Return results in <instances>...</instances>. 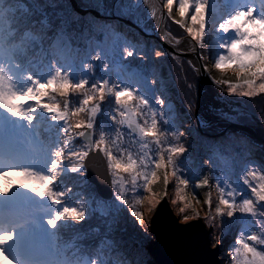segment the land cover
I'll list each match as a JSON object with an SVG mask.
<instances>
[{
	"label": "rangeland",
	"instance_id": "374dc122",
	"mask_svg": "<svg viewBox=\"0 0 264 264\" xmlns=\"http://www.w3.org/2000/svg\"><path fill=\"white\" fill-rule=\"evenodd\" d=\"M104 1L105 0H97L99 9L111 16L113 7L107 9V3ZM52 2L53 5H57L56 7L66 6L64 5V0H51V3ZM66 2L69 3L68 0H66ZM115 2L117 1L113 0V3ZM27 3L28 5L30 4L31 8H33L36 13L33 0H3V2L0 3V10L4 13L2 23H0V35L3 36L4 47L9 48L12 44H20L21 39L25 34H30L31 37H34V39L27 40V46L31 48L29 54L25 53V56H21L25 51L23 49L25 46L22 47V51L17 49L13 53L15 62L20 66L19 69H14L18 75L26 76L27 74H32L33 76L39 77L41 80H45L50 75L54 74L56 67H62L65 70H67L68 67H71L72 79L74 82L81 78H87L89 86L98 81L107 80L109 86L127 84L132 87H138L140 89V94L144 95L150 102L151 110L144 109L143 115H138L136 117L137 121L143 124L144 121L147 120L150 124L152 111L156 112L157 120L158 117L161 118V114L163 117V115L168 113V116L177 122L178 129L171 130V132L164 130L162 125H160V120H158L160 130L165 131L163 132L165 135L161 137L160 146H158L152 138L141 139L138 132H132L127 125H118L110 119L113 115L117 116V120H119L120 117L114 111L116 107L114 104V97L107 95L105 101H108L109 105H100V112L96 116L94 122L95 128L91 130V140L93 142L97 141L101 132H104L106 134V145L114 155L119 156L120 150H126L124 158H126L127 152H131L134 158L138 160L143 158L148 167H141L140 171L150 172L154 170L157 173L158 179L156 182L149 185L150 191L144 190L143 180L140 177H137V184L134 186L131 182L132 177L127 173H121L120 177L113 175L111 169L108 167L107 157L104 155V152L101 151L107 161L112 186L111 199L104 200L96 194L93 188L94 186L87 181L84 168L77 173L69 171L71 166L77 163V160L75 158L65 159L63 162L65 170L61 175L63 177L58 178L55 186L56 190L67 192V195L62 198L64 204L76 206L78 208L82 205L86 211V218L83 222L79 223L73 221L61 222L62 224L66 223L68 226L63 227L62 224L58 225L56 234H54L48 229L45 219L50 218L56 209L47 201V199L40 200L31 194L26 205L34 211L36 210L39 212L41 209V213L44 215V220L33 219L31 220V225L28 224L27 227L30 226L28 231L33 234L31 241V243H33L32 248L27 247L25 251H22L23 254H20L16 249V253L13 255L14 258L12 257L13 263L92 264V260L95 258L98 261V264H126L122 255L114 252L113 249L115 247L112 237L108 238L107 235L100 231V227H103L105 232L109 233L115 225V218H117L118 215H121L119 224L121 223L125 227L119 228L117 232V242L132 241V244L135 245V252H138L143 256H138V261H140L141 264H154L147 251V245L153 239L150 233V219L157 204L163 197L167 198L174 214L178 217L179 222L186 223L198 218L203 220L206 228L210 230L209 239L211 248L219 247L221 251V254L219 255L220 264H242L243 257L237 255L235 251L236 247H238L236 241L240 238H243L245 242L264 253V244L247 240V236L250 234H256L261 236V238H264V214H261L264 212L260 210L261 207L264 208V202L256 201L248 184L245 185L243 183V187L239 188L242 184L240 180L245 179V177L248 182H253V184L250 185L255 186V184L260 182L253 179V177L246 175L249 171L258 172L261 175H264V147L257 144L259 147L254 151V155L259 158L256 160V167L248 165V169L239 179H235L237 177L234 175V169L232 170L230 180L226 181L227 187L229 188H223L219 181L210 178L206 168L208 164V162H206L208 161L207 157L201 153L192 151L196 146L194 139L197 136V132H202V130L205 129L202 127L199 130L193 120V111L198 86V78L194 65L191 64L188 59L179 54L163 49V47L157 48L155 45H152L151 47L150 56L153 64H155V60H157L158 68H154L156 69V73L152 70V73L149 72L144 77L141 71L137 70L135 67H129V65L124 62L117 65L110 64L107 60L111 58L112 50L115 47V45L113 46L115 43L114 39L117 33L122 34L119 40L122 44H125L130 51L137 50L138 45H141V49H144L142 48L143 44L141 41L135 36H131L134 33H137L135 29L131 25L116 19H106L105 21L107 22L104 29L105 35L102 39L99 41L89 39L86 41V45L82 49H75L72 47L66 37L61 35L60 32L50 36L49 39H41L43 36L39 32L35 34L30 28L29 30L22 29V31L14 32L12 30L13 24L9 19L11 16L9 11L15 7V9L17 8V13H19L20 10H23L25 13H30L31 10L26 6ZM165 3L166 0H162L161 7L165 11L164 13H167V9L164 7ZM237 3H243L246 7L255 6L257 7L258 13L261 8L260 0H209L208 12H210V10L213 11L214 19L210 21L208 18V26L204 37L203 47L199 46L196 41H193L191 37L187 35L186 31L182 29L178 23L174 22L180 19L178 14H176L175 7L171 17H169L167 13L168 18L166 20L165 29L176 40H186L189 43H194L195 47H197L201 64L204 63L212 78L220 82L218 87L220 95L219 100L226 104V108H214V113L220 115L227 121L244 125V123L237 122L240 117L239 114H243L248 116L247 119L249 121L253 122L252 124L247 125L260 126V123H264V119L260 120L257 117H251L249 111L252 110L256 113L254 107H257L259 103L260 105H264V92L257 91L255 95L250 97H242L236 94L230 95V90L224 81H227L228 83H238L239 81L231 71L226 70L221 72L214 67V61L221 51L219 44L224 39L223 34L216 31V26L236 10ZM80 4L87 7L82 1ZM86 15H90V18H96L88 13L79 16L86 17ZM189 15H191V13ZM72 18L75 20L76 16L73 15ZM45 23V19L37 22V24L41 26ZM182 30L185 31V35H178ZM229 35L231 36V34ZM151 39L153 40V38ZM36 40H38V42ZM138 50L140 49L138 48ZM156 52H160L161 55L157 57ZM97 54L100 56L99 61L92 59ZM19 55L21 57H19ZM166 56H170L174 61H177L178 66L184 70L182 71L180 69V71H177L180 74L182 83L178 82L176 76L175 81H170V83L167 81L169 71L166 66ZM117 58L119 57L117 56ZM106 63H108V65H106ZM85 64L92 65L93 69L86 71L84 69ZM53 65H55V67H53ZM143 66H145V64ZM5 67L8 68L10 65L5 64ZM96 68L99 72L102 69L101 72L103 71V75L95 76L93 79L89 80L91 76H94L91 72L95 73ZM154 77L159 81L157 84ZM25 82L30 83L28 81ZM258 83L259 81H257V84ZM179 84H181V87ZM21 87H23V85H21ZM179 94L182 96L180 97ZM174 95L178 100L177 102L174 100ZM79 97L80 104L82 94H80ZM256 98H258L259 101H257ZM158 99L164 101L162 106L156 103ZM46 102L59 103L56 100H46ZM64 102L65 98H62V102L60 103L62 108ZM106 107L111 108V111H108V108L105 109ZM69 108L71 109L74 107L70 104ZM104 109L106 110L105 112ZM6 115L9 116L6 112L0 111V126L5 130H12L14 127L9 124V121L7 122L10 117L7 119ZM35 115L37 119L31 129H28V126L24 122L17 121L26 128L28 139L34 146H36V151L32 156L41 158L35 163L36 169L46 172L45 157L47 156L48 151L56 145L63 147L64 142L67 140V134L62 133L61 125L53 124L43 111H38ZM249 117H251V120ZM12 120L16 121L15 118ZM105 120L109 121V125H113L114 127L113 132L110 134L104 131L103 126ZM165 121L167 123L168 120L165 119ZM118 128L121 132L119 139L116 138V131ZM145 144L147 147H144ZM84 145L85 141L73 133V141L70 148L80 150L84 149ZM168 146H183L186 149L181 156L174 157V160L177 166L178 175L184 177L190 182L187 187L179 185L177 176L171 174V167H168L167 169H154L152 167L150 161L158 160L161 150ZM65 152L67 154L68 149H65ZM163 154L166 159L168 153L165 151ZM4 165L8 167V164ZM166 171L169 173V183L167 186L164 184V175ZM219 175L220 177L223 176L222 174ZM120 179L123 181V186H121V183L119 182ZM205 179L208 181L206 185L203 183ZM222 179L224 180V176ZM12 180L13 182H16L17 178L13 177ZM197 183L200 184V187H196ZM220 188L224 189V198L226 199H232V197L227 195L229 191L234 192L235 201L238 204L244 199H251L255 205L257 215L253 217L251 215L241 214L237 211L233 217H228L227 209L219 204V200L221 199ZM121 191L123 192V199L128 200V204H124L121 199H117ZM93 193L99 198V200L92 198ZM181 197H183V200H181ZM149 198L154 201V204L149 203ZM209 200L211 201V205L207 203ZM137 201H140V203H137ZM38 203L42 205V208L39 205H36ZM117 203L120 204L115 206ZM185 204H187L188 207H186L185 211L181 213L179 209L184 207ZM129 205L135 206L136 210L142 213L143 224L136 221V219L130 215L132 208L129 207ZM120 206L121 210H124L122 214L119 213ZM218 207L223 211V215L217 214L216 209ZM184 217H189V219L185 220ZM192 217L195 218L192 219ZM236 219H238V221H236ZM240 219H248L249 223L243 226L239 222ZM83 224L85 226L84 235L82 234L83 228H80V225ZM21 231L24 230L21 229ZM58 231L61 233L65 232L64 239H60L62 237L58 235ZM36 238L40 239L41 251L39 253L27 251L33 250L34 247L39 248L40 243L34 242ZM12 244L15 245L16 243ZM12 244L8 246L7 251L11 250ZM16 246L18 245L16 244Z\"/></svg>",
	"mask_w": 264,
	"mask_h": 264
},
{
	"label": "snow or ice",
	"instance_id": "6c2138e0",
	"mask_svg": "<svg viewBox=\"0 0 264 264\" xmlns=\"http://www.w3.org/2000/svg\"><path fill=\"white\" fill-rule=\"evenodd\" d=\"M2 2L3 0H0V3ZM260 3L259 13L255 6L239 7L216 26V31L223 34L224 39L219 44L221 51L214 61V67L221 72L231 71L239 81L238 83L224 81L230 90V95L250 97L255 95L257 91L264 92V0H260ZM208 4L209 0H166L164 7L167 9L169 17L173 15L175 7L176 14L180 19L174 22L178 23L193 41L203 47L208 26ZM190 13L191 15H189ZM3 15V11L0 10V23H2ZM28 39H34V37L25 34L20 44H12L9 48H5L3 36L0 35V111H4L10 117L24 122L28 129H31L37 119L35 114L38 111H43L53 124L61 125V132L67 134V140L64 142L63 147L56 145L48 151L45 157L46 172L39 171L34 167L14 166L0 170V198L8 197L14 189H21L33 194L40 200L47 199L56 211L53 212L50 218L45 219V223L48 229L56 234L57 227L62 224L61 222L73 221L79 223L86 218V211L82 205L78 208L64 204L62 198L67 195V192L56 190L55 186L58 178L65 170L63 165L65 159L75 158L77 160V163L69 169L72 173H77L84 168V160L89 156V151L84 149L96 148L104 152L108 160V167L114 176L120 177L121 173H127L132 177L131 182L134 186L137 184V177H140L143 180L145 191H150L149 185L158 179L154 170L150 172L140 171L141 167H148L143 158L138 160L134 158L131 152H127L126 158H124L126 150H120L119 156L114 155L106 145V134L104 132H101L97 141L93 142L90 139L91 130L95 128V118L100 112V105L104 103L107 95L114 97L116 106L114 111L120 117L117 120L116 115L111 116L110 119L114 123L121 126L127 125L130 131L138 132L141 139L152 138L158 146H160L161 137L165 134L158 126L159 121L156 118L155 111H152L150 124L147 120L143 124L137 121L136 117L143 115L144 109L151 110L150 102L144 95L140 94L138 87L127 84L109 86L107 80L98 81L89 86L87 78H81L74 82L71 67H68L67 70L56 67L54 74L45 80H41L32 74L18 75L14 69H19L20 66L15 62L13 53L17 49L22 51V45L26 44ZM132 55V51H126V56L131 57ZM160 55V52H156L157 57ZM92 59L99 61V54ZM5 64L10 65V67L6 68ZM84 69L89 71L93 69V66L85 64ZM257 81H259L258 84ZM217 83L220 82L217 81ZM73 93L82 94V99L78 106L70 109L71 101L67 98ZM56 96L65 98L63 108L60 103L46 102V100L55 101ZM156 103L162 106L164 101L158 99ZM161 118H163L162 114ZM5 131L0 126V140L3 139ZM8 132L10 135L14 134L12 130H8ZM73 133L77 137L84 138V149L75 150L70 148ZM120 136L121 132L118 128L116 138L119 139ZM144 147H147V145L145 144ZM65 149H68L67 154ZM165 151L168 153L166 159L163 154ZM185 151L186 149L183 146H168L161 150L158 160L150 162L154 169L171 167V174L177 176L179 185L187 187L190 182L178 175L174 160V157L181 156ZM18 158L19 154L14 151H9L7 156L0 153V160L13 162ZM30 159L33 163H36L41 158L30 156ZM168 175L169 173L166 171L164 175L165 186L169 183ZM247 176L260 181L253 186L248 184L245 177L243 182L248 184L257 202H264V175L249 171ZM13 177L17 178L16 182H13ZM119 182L123 186L122 179ZM203 183L206 185L208 183L207 179ZM196 187H200V184L197 183ZM220 193L219 204L227 209L228 217H233L237 211L253 217L257 215L255 205L251 199H244L238 204L235 201L234 192L229 191L227 193L232 199L224 198L223 188H220ZM117 199H121L124 204L129 203L128 200L123 199L122 191ZM181 200H183V197H181ZM137 203H140V201H137ZM149 203L154 204V201L149 198ZM207 203L211 205L210 200ZM129 207L132 208L130 215L143 224L142 213L136 210L133 205H129ZM186 207H188L187 204L181 207L179 211L183 213ZM216 211L217 214L223 215L220 207ZM10 217V229H0V264H13V258L7 252L10 244L16 243L19 247L27 248L32 241L33 234L28 231L27 227L29 221L20 219L16 212L11 213ZM194 218L192 217V219ZM2 219L3 213H0V220ZM184 219L187 220L189 217H184ZM62 226L67 227L68 225L63 223ZM21 229L24 231H21ZM247 240L264 244V238L256 234L248 235ZM236 245H238L235 249L237 255L243 257L242 264H264V253L245 242L243 238L238 239ZM92 264H98V261L94 258Z\"/></svg>",
	"mask_w": 264,
	"mask_h": 264
},
{
	"label": "trees",
	"instance_id": "16d2710c",
	"mask_svg": "<svg viewBox=\"0 0 264 264\" xmlns=\"http://www.w3.org/2000/svg\"><path fill=\"white\" fill-rule=\"evenodd\" d=\"M54 1V0H53ZM65 3L64 5L66 6H61V7H56L53 5V2L51 3V0H33V3L35 5L36 13L33 8H31L30 4H26L28 8H30V13H25L23 10H20L19 13H17V8L15 7L10 10V21L12 22V30L14 32L17 31H22V29H27L29 30L32 29V31L39 32L43 38L41 39H49L50 36H53L55 33L60 32L61 35H64L66 39L69 41L70 45L74 47L75 49H82L86 45V41L89 39H94V40H101L102 37L105 35L104 34V28L106 26V22L103 19H97V18H90V15H86V17L78 16L73 10H71L69 3L64 0ZM105 3H107V6L111 8V5L113 3V0H105ZM60 5V4H59ZM106 8V7H105ZM14 10V11H13ZM59 11V12H58ZM105 14H108L105 12ZM76 16L75 20H73L72 16ZM27 16V17H26ZM30 17V18H29ZM45 19V24L44 25H39L37 24L38 21ZM173 26V25H172ZM178 35H185V31H180ZM122 34L117 33L114 39V44L115 45L114 49L112 50V55L111 58H109V63L110 64H116L118 62H124L129 67H135L137 70L141 71L144 75V72L146 69L150 68H158V63L157 60H155V64L152 63L151 61V56H150V51L152 45L157 46V48H160L158 43L155 40H152L151 38L145 39L146 37L139 35L137 33H134L131 35L132 37L138 38L141 43L143 44L144 49L143 51H138V48L141 45H138L137 50L132 51L133 55L131 57L126 56V51H130L129 48L126 47L125 44H122L119 40L121 38ZM38 42V40H36ZM26 48H25V47ZM24 47L23 49L25 50L24 53L21 54V56H25L24 54L30 53L31 48L27 46L26 44L22 45ZM141 48V47H140ZM145 51V52H144ZM19 55V57H21ZM117 56L119 58H117ZM167 58V68H168V82L170 83L175 81V76L178 79L179 83H182V79L180 77V74L177 71H180V67L178 66V62L174 61L170 56H166ZM145 64V66H143ZM150 66V68L148 67ZM185 65V64H184ZM102 67V66H101ZM103 69V67H102ZM101 69V70H102ZM97 71V68L95 70V73H92L94 76H91V79H93L95 76H101L103 75V71L101 72ZM182 70V69H181ZM184 71V70H182ZM96 74V75H95ZM142 75V74H141ZM180 79V80H179ZM184 79V76H183ZM181 87V84H179ZM183 94V93H182ZM195 94V92H194ZM79 93H73L71 94L68 99L71 101V105L73 107H76L79 105ZM181 97L182 95L179 94ZM179 97V98H180ZM174 100L177 102L178 100L176 99L174 95ZM59 103L62 102V98L57 96L55 99ZM257 101H259L258 98H256ZM253 103V102H251ZM109 105L108 101H104L102 105L105 106ZM113 104V103H112ZM251 106V105H250ZM252 107V106H251ZM109 109L108 111H111L109 107H106L105 109ZM104 109V112L106 111ZM255 112L254 113L252 110L249 111L251 117H257L258 119H264V105L258 104L257 107H254ZM83 115V114H82ZM240 117L237 120V122L244 123V124H252V121H249L247 118L248 116L239 114ZM251 117L249 119L251 120ZM163 122L160 120L158 117V120H160V125H162L164 130H167L171 132V130H177L178 129V124L175 120L171 119L168 116V113L163 115ZM165 119L168 120L167 123L165 122ZM254 120V119H253ZM107 122V123H106ZM109 121H104V131L106 133H112L113 132V125H109ZM162 132H165V131ZM216 131L213 129L205 128L202 130V132H197V136L194 139V142L196 146L192 149V151H195L196 153H201L202 155H205L208 159V164L207 167L212 171H216V174H222L224 176V181L230 180L231 172L234 169H240V171H246L248 169V165H254L259 158L254 155V151L256 148L259 146L257 144L252 143L248 138L236 134L234 132H228L222 136L214 137V133ZM126 147V146H125ZM243 172V173H244ZM212 174V173H211ZM229 175V177H228ZM220 176V175H219ZM222 176V177H223ZM242 176V174H238L237 178L239 179ZM247 176V175H246ZM63 176H60L61 178ZM214 178L215 175H212ZM241 185L239 188L243 187V181L244 179H241ZM87 184V183H86ZM223 188H229L226 185L222 184ZM248 184H253V182H248ZM246 185V184H245ZM94 188V187H93ZM93 199H98L99 198L93 193L92 196ZM120 203H117L115 206H118ZM123 208V207H122ZM260 210L264 212V208L261 207ZM119 213L122 214L124 210H121V206L119 208ZM121 215H118L117 218H115V225L112 230H110L109 233L105 232L103 227H100V231L107 235L108 238L112 237L113 242H114V252L116 254L122 255L124 258V261L126 264H141L140 261H138V256L143 257L141 254L138 252H135V245L132 244V241H118L117 242V232L119 228H124L125 226L122 225L121 223L119 224V219ZM123 219V217H122ZM238 221V219H236ZM249 220L248 219H240V223L244 226L245 224H248ZM238 222V223H239ZM251 222V221H250ZM84 224L80 225V228H83L82 234H85V229H84ZM59 232V236L62 237L60 239H64L65 232L61 233ZM145 256V255H144Z\"/></svg>",
	"mask_w": 264,
	"mask_h": 264
},
{
	"label": "water",
	"instance_id": "95a60500",
	"mask_svg": "<svg viewBox=\"0 0 264 264\" xmlns=\"http://www.w3.org/2000/svg\"><path fill=\"white\" fill-rule=\"evenodd\" d=\"M81 1L87 7L82 6L80 4ZM68 2L72 10L79 15L88 13L99 19H116L122 21L131 25L139 34L153 38L163 49L174 52L173 48L169 47L165 41L155 33H147V31L145 32L133 22L113 14L115 13L114 6L116 2L111 5V8L113 7L111 16L109 14H104V12L99 9L97 0H68ZM196 63L194 67L198 78V86L193 120L197 128L199 130L202 127L213 128L217 132L214 134L215 137L222 136L228 132H234L248 138L252 143L264 147V139L255 132V127L258 126L243 125L224 119L226 126L219 129L199 122L197 118V105H199L204 93V75L199 58H196ZM260 124L264 125V123ZM81 138L84 141V138ZM88 151L89 156L84 160L85 177L87 181L94 186L96 194L101 199L110 200L112 197V186L105 156L101 150L96 148H88ZM150 233L153 239L147 245V251L154 264H220L219 255L221 251L219 247L211 248L209 239L210 230L206 228L203 220L198 218L186 223L179 222L178 217L174 214L166 197H163L159 201L154 210L150 219Z\"/></svg>",
	"mask_w": 264,
	"mask_h": 264
},
{
	"label": "bare ground",
	"instance_id": "6f19581e",
	"mask_svg": "<svg viewBox=\"0 0 264 264\" xmlns=\"http://www.w3.org/2000/svg\"><path fill=\"white\" fill-rule=\"evenodd\" d=\"M161 3L162 0H118L115 4L114 12L116 15L121 16L129 20L130 22H133L135 25L141 27V29H143L144 31L155 33L157 36L163 39L169 47L173 48L175 53L188 59L191 62V64L196 66L197 64L196 58H199L198 55L199 53L195 47V44L189 43L186 40L178 41L170 33L166 31L165 27H166V20L168 18L167 17L168 15L167 13H164L165 11H162L163 9L161 7ZM133 6L136 7L134 8ZM239 7L246 8V5L243 3H237L236 9ZM208 18L210 21L214 19V14L212 10L208 12ZM149 38L150 37L147 36L145 39H149ZM158 45L159 47L162 48L160 44ZM140 47H139L140 51H143ZM117 64H121V63L118 62L116 63V65ZM106 65H108V63H106ZM201 66L204 75L203 78L204 93L199 102V105H197V118L201 124L211 125L215 128L220 129L223 126H226V122L220 115L214 113V108H219V109L223 107L226 108V104L219 100L220 97L218 90L219 83H217V81L212 78L204 63H202ZM148 67L150 68L149 65ZM152 70H154V73H156V69L150 68L145 70L143 76L145 77L149 72L152 73ZM154 78L157 84L159 81L156 79V77ZM9 117L10 116L6 115L7 119H9ZM12 119L13 118L10 117V119L7 120V122L9 121V124L12 125V127H14L12 129L14 134L10 135L8 130L5 131V135L3 139L0 140V153H2L4 156H7L9 151H14L19 154V158L13 162H9L7 160H0V170L6 168L4 164H8V167L18 166V167L36 168L35 163H33L32 160L30 159V156H32L36 151V146H34L31 143V141L28 139L26 128L22 126L19 123V121L17 120L14 121ZM160 120L163 122V119L160 118ZM255 132L257 135H259L261 138L264 139V125L260 124V126L255 127ZM256 165L257 164L254 163L253 166L256 167ZM206 168L212 180L214 179L215 181H219L222 184L226 185L222 177H220L219 174H216L217 173L216 171L210 172L208 167ZM243 172L244 171L241 172L240 169H237L234 171V175L237 177L238 174L241 175L243 174ZM212 175H215V177L213 178ZM30 196L31 193H28L25 190L14 189L13 192L10 193L8 197L0 198V213H3V219L0 220V229H10L11 227V224L9 223V220L11 218L10 214L13 212H16L19 215L20 219L29 221L28 223L29 225H31V220L33 219L44 220V215L41 213L42 212L41 209L39 210V212L36 210L34 211L28 205H26V202L27 200H29ZM36 205H39L40 207L42 206L40 205V203ZM34 242L40 243V239L36 238ZM32 245L33 243H30L29 247L32 248ZM40 245L41 243L39 244V248L34 247L33 250H27V251L39 253L41 251ZM11 247H12L11 250L7 252L8 255L13 258H14L13 256L14 253H16V249L17 251H19L20 254H23L22 251H25L26 249L16 246V244L15 245L12 244ZM30 264H34V262H30Z\"/></svg>",
	"mask_w": 264,
	"mask_h": 264
}]
</instances>
